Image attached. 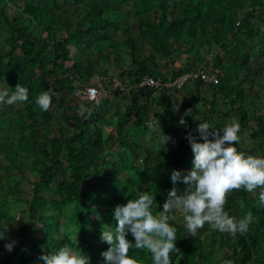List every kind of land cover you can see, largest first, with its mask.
Returning <instances> with one entry per match:
<instances>
[{
	"label": "trees",
	"instance_id": "1",
	"mask_svg": "<svg viewBox=\"0 0 264 264\" xmlns=\"http://www.w3.org/2000/svg\"><path fill=\"white\" fill-rule=\"evenodd\" d=\"M201 67L218 82L165 84ZM110 70L117 81L98 104L75 94L97 74L112 79ZM147 77L162 85H144ZM18 83L28 101L0 104V226L8 225L0 264H44L40 257L65 243L88 264H107L102 229L115 230L117 205L146 191L158 213L173 187H188L173 184L171 173L192 169L186 135L201 140L199 120L217 129L237 121L238 150L264 156V96L256 90L264 86V0H0V91ZM49 89L43 111L36 97ZM81 105L91 117L79 114ZM260 191L228 194L231 216L253 215L246 234L205 224L188 235L173 213V264H264ZM129 255L152 264L144 250Z\"/></svg>",
	"mask_w": 264,
	"mask_h": 264
},
{
	"label": "clouds",
	"instance_id": "2",
	"mask_svg": "<svg viewBox=\"0 0 264 264\" xmlns=\"http://www.w3.org/2000/svg\"><path fill=\"white\" fill-rule=\"evenodd\" d=\"M51 95L49 89L36 97L35 102L41 110H49ZM28 99V89L20 83L11 94L7 89L0 91V104L15 105ZM174 110L178 111V107ZM85 113L86 119L92 115L91 109L81 105L79 114L84 116ZM191 114L192 110L188 109L184 116ZM184 116L179 123L186 126ZM199 121L196 131L201 140H197L191 132L186 135L194 154L192 169L183 177L180 170L171 173L173 184L183 179L188 187L182 194L173 187L163 210L158 213L153 211L155 196L146 191H141L137 198L129 199L126 204L117 205L114 210L118 221L115 230L102 229L101 239L110 245L102 254L107 264H139L135 257L129 255L132 248L150 253L152 264H173L172 253L177 251V229L169 221L176 219L173 213L177 212L183 215L188 235L196 236L205 224L232 236L249 231L252 213L237 219L225 210V205L229 193L241 189L251 193L258 188L261 189L259 202L264 205V156L238 150L236 144L240 141V124L237 121L230 120L222 129L207 121ZM170 139V136L162 137L166 145ZM7 228L8 225L0 226V239L5 237ZM129 233L134 240L128 239ZM14 243L5 245L9 252ZM40 259L44 264H88V257L82 255L78 247L74 249L68 243L59 250L42 255ZM222 264H233V261L224 260Z\"/></svg>",
	"mask_w": 264,
	"mask_h": 264
},
{
	"label": "built area",
	"instance_id": "3",
	"mask_svg": "<svg viewBox=\"0 0 264 264\" xmlns=\"http://www.w3.org/2000/svg\"><path fill=\"white\" fill-rule=\"evenodd\" d=\"M191 77H201L204 81H213L215 83L218 82V76L216 71H213L211 69L201 67L196 73H185L178 77L174 82L165 83L167 85H174L176 84L178 87L183 86L187 80ZM144 85L147 86H155L160 87L162 84L161 82L156 79L155 77H147L143 81ZM77 93L83 94L87 97L88 100H91L95 103H99L101 97V89L100 86L94 85V84H88L86 87L82 90H79Z\"/></svg>",
	"mask_w": 264,
	"mask_h": 264
},
{
	"label": "rangeland",
	"instance_id": "4",
	"mask_svg": "<svg viewBox=\"0 0 264 264\" xmlns=\"http://www.w3.org/2000/svg\"><path fill=\"white\" fill-rule=\"evenodd\" d=\"M109 75H112V79L108 76H103L102 74H97V76L92 80V83L94 85L97 84V86H100V89H101V97L104 98L106 96V93H107V90L108 88H113L115 85H114V81H117L116 80V77H115V74L112 70L109 71ZM113 81V82H112ZM256 90H260L261 91V95L264 96V86L261 87V86H256ZM263 103H264V99L262 100ZM261 109L264 110V106L262 105L261 103ZM112 125L110 126L109 124L105 125V129L106 131L108 132L110 129H111ZM28 183V182H27ZM27 183L25 185H27ZM21 207H17L15 209V214L18 216V217H21L22 216V213L20 212V209Z\"/></svg>",
	"mask_w": 264,
	"mask_h": 264
}]
</instances>
